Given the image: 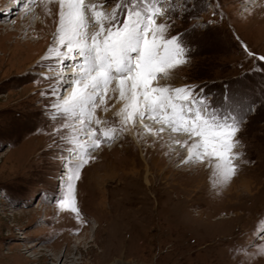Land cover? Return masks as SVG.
Instances as JSON below:
<instances>
[{
  "label": "rangeland",
  "instance_id": "1",
  "mask_svg": "<svg viewBox=\"0 0 264 264\" xmlns=\"http://www.w3.org/2000/svg\"><path fill=\"white\" fill-rule=\"evenodd\" d=\"M84 2L89 35L100 27L93 6L106 28L117 6H128ZM156 7L157 24L182 37L187 56L158 85L191 86L217 116L244 118L233 149L237 174L222 184L215 165L183 163L192 138L178 144L172 135L165 144L162 131L138 127L152 118L120 130L115 114L97 125L59 111L76 61L49 56L59 47L58 1L0 0V264H264V0H158ZM124 20L120 11L115 22ZM43 51L47 59L36 64ZM112 126L111 142L80 147L91 143V129ZM130 129H140L138 142ZM81 156L93 159L76 182L77 216L54 201ZM98 176H105L100 186Z\"/></svg>",
  "mask_w": 264,
  "mask_h": 264
},
{
  "label": "snow or ice",
  "instance_id": "2",
  "mask_svg": "<svg viewBox=\"0 0 264 264\" xmlns=\"http://www.w3.org/2000/svg\"><path fill=\"white\" fill-rule=\"evenodd\" d=\"M150 2L151 8L147 6L149 0H127L128 6L118 5L111 16L113 22L107 28L103 19L105 14L93 6L100 27L89 35L84 0H59V47L51 48L49 56L55 53L61 64L66 60L76 62L68 66L74 69L72 77L62 84L64 92L68 88L72 91L55 107L65 114L79 115L81 124L85 120L105 124L107 122L96 117V108L106 104L104 97L109 86L118 81V100L124 102L119 113L120 130H126L136 118H153L173 132L186 133L192 142H186L190 154L185 162L215 161L220 183H228L238 170L234 159L240 154H233V149L240 143L235 137L244 118L217 116L210 107L211 102L206 103L205 97L197 98L191 86H154L159 76H167L171 70L186 63L187 56L182 37L168 36L170 25L157 24L156 17L163 14L156 7L158 0ZM140 3L146 5L143 10L138 7ZM120 11L124 12L125 20L116 23ZM259 59L264 61V56ZM57 94L56 89L51 90V95ZM229 99L225 98V103ZM116 131V126L107 130L91 129V143L80 147L94 151L102 143L111 142ZM90 159L93 157L81 156L79 163L66 170L63 195L54 201L60 209L77 216L80 209L75 194L76 182Z\"/></svg>",
  "mask_w": 264,
  "mask_h": 264
},
{
  "label": "bare ground",
  "instance_id": "3",
  "mask_svg": "<svg viewBox=\"0 0 264 264\" xmlns=\"http://www.w3.org/2000/svg\"><path fill=\"white\" fill-rule=\"evenodd\" d=\"M58 1V5H59V9H60V3H59V0H57ZM253 4H254V8H257V2H252ZM253 6V5H252ZM254 8H252V9H254ZM46 25V24H45ZM37 28H38V23H37ZM90 27L88 26L87 27V30L89 29ZM94 28L92 27V30H93ZM42 40H45V38H41L40 39V41L35 45V49L38 47V45L40 44V42L42 41ZM11 52L13 53L14 52V48H12L11 49ZM31 56H32V53L30 54ZM47 57H48V52H45V51H43L41 54H39L38 56H37V61H36V64L37 63H40V62H43V60H45V59H47ZM73 71H74V69L73 70H70V68H69V70H66V72L68 73V75H70V74H73ZM159 77L157 78V85L159 84ZM115 82V81H114ZM159 86V85H158ZM113 87H115V89L117 90V93H116V98L114 99V102H112V103H109L110 105L109 106H107V105H104L103 106V110H102V112L100 113V119L102 120V121H104L107 117H109L110 115H112V114H115V115H117L118 116V118L120 119V115H119V113H120V111H121V109L123 108V104H124V102L123 101H119L118 100V97H119V89H118V81H117V83H115L114 84V86ZM107 96V95H106ZM69 97V95L67 94L66 95V98L65 99H67ZM105 107L107 108V111H105L104 109H105ZM136 119H138V118H136ZM105 122V121H104ZM140 122H141V125L140 126H138V127H140V129H142V130H144V131H151V127L150 126H153L154 127V129H153V131H154V133H156V131H161V129H166V130H163L162 131V134H160V137H162L163 138V141H165V144H168V143H170V140H171V137H172V135L173 136H176L177 137V140H178V144L181 142H186V139H188L189 138V136L188 135H186L185 133H183V132H173L172 131V129L171 128H169L167 125H165V124H163L162 122H160V124L161 125H157V122H159L158 120H156V119H151V121H144L143 123H142V121L140 120ZM135 123V120L130 124V125H133ZM154 123H156L155 125H154ZM139 129V130H140ZM128 130V129H127ZM131 130H133V129H130L129 130V132H128V136L130 137V138H133L136 142H138L139 141V130H137V134L134 132V133H132L131 132ZM174 139V138H173ZM175 140V139H174ZM171 147L170 148H172V147H176L175 149H177L179 146H172V145H170ZM166 150H168L167 148H166ZM179 151L180 150H178V152L176 153L177 155H179ZM169 153H171V151H169ZM187 158L188 157H186V159L184 160V162L183 163H186L185 161L187 160ZM215 161H213L212 163H209L208 162V164H209V166L211 165L212 167L215 165V163H214ZM132 171L134 172V171H136V170H134V169H132ZM125 172V171H124ZM137 172V171H136ZM111 173H112V171H111ZM114 173V172H113ZM112 175V174H111ZM105 176H110L108 173H106V175ZM105 176H98L96 179H98V180H96V185L97 186H100L101 184H102V182L105 180ZM114 176V175H113ZM112 176V177H113ZM100 184V185H99ZM229 218V217H228ZM46 255V254H45ZM52 259H54V258H52Z\"/></svg>",
  "mask_w": 264,
  "mask_h": 264
}]
</instances>
